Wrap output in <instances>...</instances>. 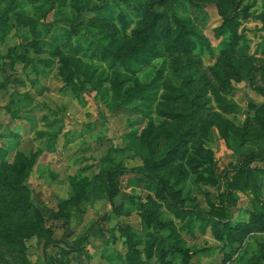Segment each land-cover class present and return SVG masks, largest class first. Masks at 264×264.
Wrapping results in <instances>:
<instances>
[{"label":"rangeland","instance_id":"1","mask_svg":"<svg viewBox=\"0 0 264 264\" xmlns=\"http://www.w3.org/2000/svg\"><path fill=\"white\" fill-rule=\"evenodd\" d=\"M104 1L0 0V16L6 14L12 25L0 44V264H128L127 233L141 264H264V210L253 205L256 197L264 206V174L256 196L233 193L229 223L244 228L221 241L209 229L202 232L200 222L184 223L163 205L160 220L167 226H147V197L160 204L156 184L131 174L120 179L108 220L95 224L111 208L101 175L111 166L106 158L112 146L126 169L147 170L146 157L163 158L156 173L180 191L186 208L202 212L208 211L207 198L224 193V172L251 154L264 158V23L257 18L264 0H184L178 11L191 19L197 48L189 55L164 51L133 71L92 54L97 44L126 54L141 43L144 18L123 6L125 18L115 7V20L100 32L87 25L89 8ZM40 5L52 11L43 14L35 8ZM226 9L239 15L237 33L248 41L243 56L222 54L228 32L214 37ZM73 25V47L90 44L91 50L74 54L61 48V34ZM184 63L189 64L181 71ZM186 78L199 120L177 145L187 123L167 113H188L187 104L173 101L174 89ZM148 84L155 88L152 101L137 95L123 102L128 91ZM252 165L264 170L263 162ZM11 183L21 188L11 191ZM25 200L26 216L12 214ZM89 229L87 246L59 260L66 243ZM174 234L190 253L187 263L179 254L161 260L154 246V239L169 241Z\"/></svg>","mask_w":264,"mask_h":264},{"label":"trees","instance_id":"2","mask_svg":"<svg viewBox=\"0 0 264 264\" xmlns=\"http://www.w3.org/2000/svg\"><path fill=\"white\" fill-rule=\"evenodd\" d=\"M37 0H29L30 4H36ZM46 4V0H40ZM184 0H111L108 2L105 0L101 5L89 8L92 13L91 19L87 22V25L97 28L100 30L106 26L109 22L111 23L115 20L116 10H118L119 17L125 18L124 13L121 11V7L130 10L136 16H142L144 18V23L139 31V39L141 43L136 52L129 51L128 53L118 52L114 49H106L100 44H97L92 51L94 56H98L104 61H110L113 64L118 65L126 70L133 71L135 66H146L152 60L157 59L161 54L166 51L170 54L182 53L185 55L191 54L193 50L197 48L198 35L194 30V26L189 17L182 15L178 11V8H185ZM38 11L45 14L47 11H52V8L47 10L43 9V5L35 7ZM223 20L221 25L214 30V37L216 39L220 38L226 32L230 34V41L226 45V48L222 51V54L226 58L232 57L234 54H243L248 50L247 40L239 36L237 31L240 26L239 15L231 13V9L228 11L226 9L223 14ZM262 23H264V12L257 17ZM12 25L8 23L6 14L0 16V44L4 41V36L11 30ZM78 35V31L75 30L74 25L72 26V31L65 30L61 34L60 40L62 41L63 49H68L70 53L79 54L81 52H87L91 50L92 45L88 44L83 47L80 43L79 45L73 47L72 39ZM137 35V33H136ZM56 47H51L50 50L53 54ZM60 49H57L56 55L60 54ZM189 63H184L181 66V71L185 70V67ZM189 70V69H187ZM190 79L182 80L179 88L174 89L175 97L173 101L182 100L183 103L187 104L188 113L183 114L179 111L170 110L167 115L176 121L185 119L187 123V129L183 132H179V138L181 142L185 141V137L189 134V131L193 128V123L197 120L194 118L195 113L198 111L193 109L192 99H190ZM189 91H188V89ZM155 88L152 84L137 86L136 89L128 91L123 102H129L140 95L147 103L152 101L155 96ZM202 92V87L196 91L193 100L198 101L200 94ZM251 108L257 110L253 105H249ZM258 112L263 113V109L259 108ZM105 122V118H103ZM195 128V127H194ZM106 162L110 163L111 166L105 170L101 175V182L104 188L105 196L110 205V210L104 215L100 216L95 224L102 225L108 218L111 210L115 209L114 200L120 193V179L125 175H134L138 178L140 182L145 180L153 181L156 184L155 198L160 202L159 206L155 205L154 199L148 198V204L150 209L145 210L142 214V219L145 224L150 227V225H158L159 229H163L167 224L161 222L159 208L164 206L167 211L173 213L175 218L184 222H200L202 232H206L209 229L211 236L217 240L221 241L225 237H231L235 232L240 233L243 231L244 226L239 225L240 228H232L229 223L230 212L229 210L235 204L233 197L234 192H241L242 194H252L256 196L259 192V187L257 179L260 174H264V170L257 166L252 165V163L263 162L264 158L257 155L251 154L243 159L240 163L226 171L222 175V181L225 185V191L223 194L218 195L216 200L207 198L208 211L202 212L193 208H186L184 206V201L180 198V191H176L173 186L169 185L164 179H162L156 171L164 166V159H155L149 155L145 158V164L147 165V170L142 169H126L120 160L116 157V147L112 146L109 150ZM6 186V185H5ZM9 190H14L16 187L14 183L7 184ZM258 199L255 197L253 200V205L259 204L260 208L264 210V206L258 203ZM29 203L25 200L16 208L11 209V213L16 212L20 216H26L29 212ZM169 225V224H168ZM93 225L91 228H94ZM91 229L78 240L70 243H66V249L62 250V258L68 253H78L84 249L89 240ZM178 235L174 234L169 241L162 239H154V246L158 248L161 260L168 255L179 254L181 255L185 263L188 262L190 253L184 249L178 243ZM127 245H128V264H141L138 257V252L135 249V243L132 241L131 236L127 233ZM153 248L152 244L148 247V256L151 255ZM58 264H62L61 261Z\"/></svg>","mask_w":264,"mask_h":264}]
</instances>
